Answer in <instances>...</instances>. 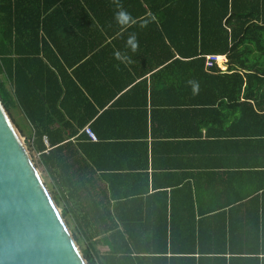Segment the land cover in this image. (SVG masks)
I'll use <instances>...</instances> for the list:
<instances>
[{
	"label": "crops",
	"instance_id": "crops-1",
	"mask_svg": "<svg viewBox=\"0 0 264 264\" xmlns=\"http://www.w3.org/2000/svg\"><path fill=\"white\" fill-rule=\"evenodd\" d=\"M158 1L118 0L133 18L121 26L116 0H38L41 24L11 25V118L47 185L52 173L72 190L75 178L89 179L88 204L119 205L125 220H142L146 195L162 217L157 195L166 194L181 219L173 235L197 234V252L235 253L177 264H264V142L241 134L236 104L219 101L213 112L189 67L173 65L187 56L159 45Z\"/></svg>",
	"mask_w": 264,
	"mask_h": 264
},
{
	"label": "trees",
	"instance_id": "trees-1",
	"mask_svg": "<svg viewBox=\"0 0 264 264\" xmlns=\"http://www.w3.org/2000/svg\"><path fill=\"white\" fill-rule=\"evenodd\" d=\"M37 2L0 0V97L9 113L11 90L5 79L11 82V32L15 30L11 25L41 24L46 11L34 8ZM185 2L196 5L185 9ZM157 8L159 45H165L166 41L174 53L187 56L186 63L176 59L173 65L189 67L192 84L205 89L204 102L213 112H217L213 105L219 101L236 104V126L241 128V134L263 143L264 0H159ZM169 45L165 47L170 50ZM211 55L227 56V71L222 72L218 66L207 70ZM5 72L9 76L3 78ZM38 151L46 164L45 148ZM50 179L51 196L58 207H63L62 214L73 228L74 238L83 246L89 264H177L197 260V255L201 260L226 261L227 254H235L232 250L227 253L226 249L218 253L197 252L202 245L197 234L185 240L181 235H173L172 230L180 227L181 219L177 222L172 218L166 194L157 195L163 199L158 207L159 212L163 210L162 217L150 212L147 204L150 197L146 195L142 220H125L120 217L119 205L112 207L109 201L106 205L100 200L88 204L85 197L94 192L89 179L79 184L81 181L75 178L70 185L73 190L54 173ZM96 193L101 199L105 194L102 190ZM72 196L83 198L82 205L74 204ZM99 246L107 251L101 252ZM188 246L192 249L185 250Z\"/></svg>",
	"mask_w": 264,
	"mask_h": 264
},
{
	"label": "water",
	"instance_id": "water-1",
	"mask_svg": "<svg viewBox=\"0 0 264 264\" xmlns=\"http://www.w3.org/2000/svg\"><path fill=\"white\" fill-rule=\"evenodd\" d=\"M0 264H89L1 97Z\"/></svg>",
	"mask_w": 264,
	"mask_h": 264
},
{
	"label": "clouds",
	"instance_id": "clouds-1",
	"mask_svg": "<svg viewBox=\"0 0 264 264\" xmlns=\"http://www.w3.org/2000/svg\"><path fill=\"white\" fill-rule=\"evenodd\" d=\"M116 2H117V8L119 9V11L115 13L116 22L121 26L129 25L133 20L131 14L122 8L118 0H116ZM127 45L131 48L133 52L137 50L139 44L134 34L128 38ZM115 55L117 59H121V60L128 59L127 56H122L119 52H117ZM190 83H194V82L190 81ZM196 90H198V85H194V91Z\"/></svg>",
	"mask_w": 264,
	"mask_h": 264
},
{
	"label": "built area",
	"instance_id": "built-area-1",
	"mask_svg": "<svg viewBox=\"0 0 264 264\" xmlns=\"http://www.w3.org/2000/svg\"><path fill=\"white\" fill-rule=\"evenodd\" d=\"M219 59H220V56H216V55H211L208 57V60H207V69L212 71V70H215V68L218 66L221 68V65L219 64ZM227 61L224 59V63H226ZM86 132L88 133V136L94 140V142H96L97 140V137L95 135V133L91 130V128H87L86 129Z\"/></svg>",
	"mask_w": 264,
	"mask_h": 264
},
{
	"label": "rangeland",
	"instance_id": "rangeland-1",
	"mask_svg": "<svg viewBox=\"0 0 264 264\" xmlns=\"http://www.w3.org/2000/svg\"><path fill=\"white\" fill-rule=\"evenodd\" d=\"M221 62H222V60H221ZM24 143V142H23ZM24 145H25V143H24ZM26 146V145H25ZM27 148V147H26ZM30 153V152H29ZM31 157H32V155H31ZM32 160H33V162H34V164H35V166H37L36 168H37V170H38V172H39V174H40V176H41V178H42V180L43 181H45L44 183H45V185L47 184V181H46V177H44V176H42V174H41V169L39 168V163H38V160L37 159H35L34 157H32ZM50 183V182H49ZM46 187H47V189H48V191H49V193H50V190L52 191V189H51V187L49 186V184L48 185H46ZM51 194V193H50ZM58 207V206H57ZM58 209H59V211L61 212V214L63 213V207L61 206V207H58ZM63 215V214H62ZM64 217V216H63ZM65 219V218H64ZM68 219V218H67ZM66 220V219H65ZM66 222H67V224H68V221L66 220ZM68 226H69V224H68ZM69 228L71 229V232L73 233V231H72V229L73 228H71L70 226H69ZM74 235V234H73ZM78 243V242H77ZM78 246H79V248H81V250L83 251V246L82 245H79L78 244ZM99 250L101 251V252H106L105 250H106V248H104V247H102V246H99Z\"/></svg>",
	"mask_w": 264,
	"mask_h": 264
}]
</instances>
